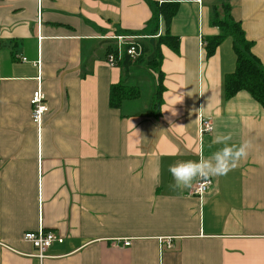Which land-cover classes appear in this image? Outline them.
I'll use <instances>...</instances> for the list:
<instances>
[{
	"label": "crops",
	"instance_id": "0c3cea01",
	"mask_svg": "<svg viewBox=\"0 0 264 264\" xmlns=\"http://www.w3.org/2000/svg\"><path fill=\"white\" fill-rule=\"evenodd\" d=\"M150 1L179 5L170 32L180 52L161 47L158 119L147 60L126 70L106 61L114 37L137 33L151 47L164 33L161 20L152 35L144 0H0V264H264V108L244 92L224 99L232 39L205 50L223 0ZM224 3L264 65V0ZM119 83L140 97L114 109ZM38 87L49 107L39 130ZM201 119L211 133L200 134ZM226 133L230 145L247 142L246 157L207 177L202 197L200 178L177 188L169 167L210 156ZM41 228L59 238L43 260L23 239Z\"/></svg>",
	"mask_w": 264,
	"mask_h": 264
},
{
	"label": "trees",
	"instance_id": "16d2710c",
	"mask_svg": "<svg viewBox=\"0 0 264 264\" xmlns=\"http://www.w3.org/2000/svg\"><path fill=\"white\" fill-rule=\"evenodd\" d=\"M144 1L152 10V17L148 23V26L153 29L152 35L158 36L161 20H163L165 26L164 33L158 38H154L151 47L139 39V43L143 48L141 57L133 60L125 52L118 66L126 70L130 65L144 63L145 59L147 60L145 57L151 54L152 58L147 60L145 64L148 68L157 72L158 86L156 94L154 95L153 115L158 119L161 115V106L163 103L161 95L165 90L163 86L164 76L160 70L163 60L161 47L165 46L176 54L180 52V39L173 36L170 32V25L178 13L179 5L177 3L157 4L150 0ZM211 18L212 25L219 29L220 34L205 40L206 56L208 58L212 57L227 38L232 39L236 56L234 72L224 77V99H232L237 94L244 92L264 108V65L252 52L254 43L246 38L241 23L236 22L232 18L230 7L224 3V0L220 9L214 8L212 10ZM143 33L145 34V32ZM132 35L137 37L140 34L133 33ZM108 53L117 54L115 42L110 45ZM139 97L140 90L138 87H128L123 83H119L111 86L109 105L111 108L120 109L124 101L135 100Z\"/></svg>",
	"mask_w": 264,
	"mask_h": 264
},
{
	"label": "built area",
	"instance_id": "2783aa9c",
	"mask_svg": "<svg viewBox=\"0 0 264 264\" xmlns=\"http://www.w3.org/2000/svg\"><path fill=\"white\" fill-rule=\"evenodd\" d=\"M199 2L201 0H198ZM116 41L117 54L108 53L107 55V63L111 67H116L119 64L122 56L127 53V55L133 59L137 60L141 57L143 48L139 43V37L128 36V37H114ZM127 48V49H125ZM26 61V59H24ZM31 117L33 123L36 125L38 130L40 129L44 117L49 112V107L46 104V97L41 90V88H37V90L33 93L31 101ZM213 130L212 124L208 119L200 120V134H208ZM212 186V180L210 178L199 179L196 183L194 194L202 197ZM24 241L31 244L35 250L34 256L40 260H43L47 256L48 250L52 247L54 243L58 241V235L53 231H48L44 229H40L35 232H27L24 235ZM125 245H130V242L126 241Z\"/></svg>",
	"mask_w": 264,
	"mask_h": 264
},
{
	"label": "clouds",
	"instance_id": "9594fccd",
	"mask_svg": "<svg viewBox=\"0 0 264 264\" xmlns=\"http://www.w3.org/2000/svg\"><path fill=\"white\" fill-rule=\"evenodd\" d=\"M230 133L217 134L212 143L222 145L208 157H201L196 161H181L169 167V172L177 188H190L195 178L222 176L236 167L239 160L247 155V142L239 146L230 145Z\"/></svg>",
	"mask_w": 264,
	"mask_h": 264
},
{
	"label": "rangeland",
	"instance_id": "374dc122",
	"mask_svg": "<svg viewBox=\"0 0 264 264\" xmlns=\"http://www.w3.org/2000/svg\"><path fill=\"white\" fill-rule=\"evenodd\" d=\"M147 60H149L150 58H151V54H149L147 57ZM145 95L147 94V93H144ZM145 95H143L142 97H141V99H139L137 102V106L138 107H142V106H144V105H146V104H148L149 103V99L150 98H148V97H146Z\"/></svg>",
	"mask_w": 264,
	"mask_h": 264
}]
</instances>
